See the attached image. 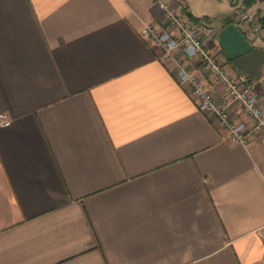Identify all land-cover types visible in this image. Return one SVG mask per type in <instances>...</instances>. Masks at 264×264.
Masks as SVG:
<instances>
[{
	"label": "crops",
	"instance_id": "1",
	"mask_svg": "<svg viewBox=\"0 0 264 264\" xmlns=\"http://www.w3.org/2000/svg\"><path fill=\"white\" fill-rule=\"evenodd\" d=\"M164 1L206 16L185 0H0V264H264V136L230 142L141 36ZM231 1L216 31L237 5L264 13ZM207 48L264 78V37L232 62Z\"/></svg>",
	"mask_w": 264,
	"mask_h": 264
},
{
	"label": "built area",
	"instance_id": "2",
	"mask_svg": "<svg viewBox=\"0 0 264 264\" xmlns=\"http://www.w3.org/2000/svg\"><path fill=\"white\" fill-rule=\"evenodd\" d=\"M164 5V23H145L140 29L141 36L160 49L165 62L173 64L172 70L177 81L189 87L197 100L198 109L216 119L230 142L246 144L255 134L264 136L261 94L235 71L226 68L222 54L207 48L208 42H218V31L203 18L194 21L180 7L171 8L165 1ZM234 12L240 28L256 46L264 37V13L258 10L249 12L242 4L237 5ZM190 60L200 63L222 85L226 101L216 98L204 76L189 63ZM232 104L241 107L244 119L232 118ZM0 119L4 126L10 124L6 113H1Z\"/></svg>",
	"mask_w": 264,
	"mask_h": 264
},
{
	"label": "rangeland",
	"instance_id": "3",
	"mask_svg": "<svg viewBox=\"0 0 264 264\" xmlns=\"http://www.w3.org/2000/svg\"><path fill=\"white\" fill-rule=\"evenodd\" d=\"M191 10L198 16L206 15L205 19L208 23H210L214 28L219 27L220 22L226 15H228V10H231V5H236L232 3L231 0H185ZM183 5L182 2H180ZM235 10V8H234ZM256 49V48H255ZM258 49L251 55L252 61H250L249 71L254 73L256 71L263 69V64H261V57L258 56ZM246 69V68H245ZM252 86L261 94L264 93V78L258 80V78H253Z\"/></svg>",
	"mask_w": 264,
	"mask_h": 264
},
{
	"label": "water",
	"instance_id": "4",
	"mask_svg": "<svg viewBox=\"0 0 264 264\" xmlns=\"http://www.w3.org/2000/svg\"><path fill=\"white\" fill-rule=\"evenodd\" d=\"M218 43L229 59L244 55L254 49L240 26L232 21L225 24L218 31Z\"/></svg>",
	"mask_w": 264,
	"mask_h": 264
},
{
	"label": "trees",
	"instance_id": "5",
	"mask_svg": "<svg viewBox=\"0 0 264 264\" xmlns=\"http://www.w3.org/2000/svg\"><path fill=\"white\" fill-rule=\"evenodd\" d=\"M243 1H244V4L248 7L252 3H254L256 0H243ZM181 10H182V12L184 14H186L190 19H192L194 21H199L200 19H202V18H199V17H196L195 15H193L192 12L184 4L181 5ZM203 19H207L206 16H204ZM232 21H234V19L232 17H228V18L225 19L224 25L229 23V22H232ZM232 60H234V59L227 58L228 62H232ZM236 73H237L238 76H241L244 79L246 78V76L241 71H239V69H237ZM245 80L248 81L247 78Z\"/></svg>",
	"mask_w": 264,
	"mask_h": 264
}]
</instances>
